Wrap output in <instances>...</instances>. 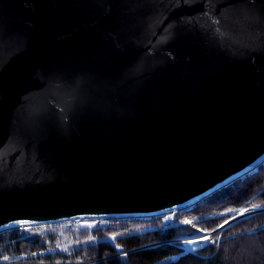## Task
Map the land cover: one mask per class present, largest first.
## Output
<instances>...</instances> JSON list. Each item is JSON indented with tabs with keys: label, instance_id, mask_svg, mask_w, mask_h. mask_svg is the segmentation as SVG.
Listing matches in <instances>:
<instances>
[{
	"label": "water",
	"instance_id": "water-1",
	"mask_svg": "<svg viewBox=\"0 0 264 264\" xmlns=\"http://www.w3.org/2000/svg\"><path fill=\"white\" fill-rule=\"evenodd\" d=\"M263 159L264 0H0V227L156 214Z\"/></svg>",
	"mask_w": 264,
	"mask_h": 264
},
{
	"label": "trees",
	"instance_id": "trees-1",
	"mask_svg": "<svg viewBox=\"0 0 264 264\" xmlns=\"http://www.w3.org/2000/svg\"><path fill=\"white\" fill-rule=\"evenodd\" d=\"M240 213L247 214L212 232L202 246L185 247L184 238ZM81 219L1 230L0 264H264V160L176 210L103 216L87 226Z\"/></svg>",
	"mask_w": 264,
	"mask_h": 264
},
{
	"label": "rangeland",
	"instance_id": "rangeland-1",
	"mask_svg": "<svg viewBox=\"0 0 264 264\" xmlns=\"http://www.w3.org/2000/svg\"><path fill=\"white\" fill-rule=\"evenodd\" d=\"M264 160V159H263ZM262 160V161H263ZM259 164V163H258ZM257 165V164H256ZM238 177H240V176H238ZM238 177H236V178H238ZM236 178H233L232 180H234V179H236ZM232 180H230L229 182H227V183H225V184H223V185H226V184H228V183H230ZM223 185H221V186H223ZM220 186V187H221ZM220 187H218V188H220ZM218 188H216V189H218ZM216 189H214V190H216ZM213 190V191H214ZM212 192V191H211ZM210 192V193H211ZM205 196V195H204ZM200 197H202V196H200ZM200 197H198V198H196V199H194V200H192V201H190L189 203H192V202H194L195 200H198ZM189 203H186V204H189ZM186 204H184V205H186ZM183 205H181V206H178V207H176V208H172L173 210H176L177 208H179V207H182ZM168 210H171V209H168ZM164 211H167V210H164ZM164 211H161V212H164ZM243 213H240V214H238V215H235V216H233V217H231V218H229L227 221H228V223L229 222H231V221H234L235 220V218H239L240 216H244V214L242 215ZM246 214V213H245ZM78 218H84V219H81V224L83 225V226H87V224H88V222H90L91 220H100V218L101 217H99V218H92V217H78ZM19 224H26V225H29L30 223H14V224H10V225H6V226H3V227H0V231L1 230H5V229H7V228H9V227H12V226H16V225H19ZM227 223H224L223 224V226L224 225H226ZM221 226V225H220ZM220 226H218V227H216L215 229H213V230H215V231H217V230H219L221 227ZM207 231V232H204V233H199V234H195V235H192V236H190V237H187V238H184L182 241H185V242H188L187 243V245L185 246L186 248H189V249H193V248H197V247H199V246H202L208 239H210V235H211V233L212 232H214V231ZM205 237H207L208 239H205ZM193 241H195V243H192ZM120 253H122V252H120ZM3 260V259H2Z\"/></svg>",
	"mask_w": 264,
	"mask_h": 264
},
{
	"label": "snow or ice",
	"instance_id": "snow-or-ice-1",
	"mask_svg": "<svg viewBox=\"0 0 264 264\" xmlns=\"http://www.w3.org/2000/svg\"><path fill=\"white\" fill-rule=\"evenodd\" d=\"M231 211V210H230ZM245 211H247V209H245ZM188 223H191V221H188ZM225 223H228V221L226 220ZM220 227H223V225H221ZM215 231V230H213ZM205 239H208L207 237H205ZM192 243H195V241H193ZM67 250V249H65ZM5 260L9 259L8 257H4Z\"/></svg>",
	"mask_w": 264,
	"mask_h": 264
}]
</instances>
